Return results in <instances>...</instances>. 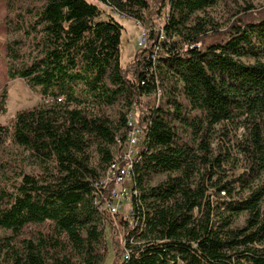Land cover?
Listing matches in <instances>:
<instances>
[{"label":"trees","instance_id":"trees-1","mask_svg":"<svg viewBox=\"0 0 264 264\" xmlns=\"http://www.w3.org/2000/svg\"><path fill=\"white\" fill-rule=\"evenodd\" d=\"M14 1L6 0L13 14L6 19L8 78L48 101L18 111L11 128L0 124V144L23 147L41 167L40 174L19 170L0 181V264L104 260L106 216L93 182L112 160L115 138L125 141L134 102L145 127L135 153V211L146 225L129 233L136 243L126 241L131 252L120 264H264V7H243L206 42L210 21L188 23L220 0H99L137 23L153 4L157 15L167 8L163 26L146 33L123 68V27L114 15L100 18L95 3ZM157 87L165 105L144 102ZM115 104L123 109L113 125L105 109ZM230 126L244 129L235 141L244 169L226 180L229 151L218 145L214 154L212 139H229ZM90 143L101 171L90 165ZM160 174L165 178L150 185ZM242 213L244 224L233 227ZM122 222L126 233L130 223Z\"/></svg>","mask_w":264,"mask_h":264},{"label":"rangeland","instance_id":"rangeland-1","mask_svg":"<svg viewBox=\"0 0 264 264\" xmlns=\"http://www.w3.org/2000/svg\"><path fill=\"white\" fill-rule=\"evenodd\" d=\"M95 3L100 10V18L104 19L107 15H113L112 11L102 4L99 0H88ZM39 0H15L14 5L25 6L27 4L38 3ZM251 5L255 8L264 7V0H220L214 6L208 7L202 11H197L188 25H192L196 17L203 18L207 23V38L206 42L212 39H218L219 35L214 34L213 30L223 31L228 24L235 18L238 11L243 7ZM157 4H153L151 10L145 11L144 19L136 24L131 17H118L114 14L115 18L122 25V33L119 44V61L121 67L125 68L132 64L135 53L140 49L137 44L138 36L142 30L146 33L151 29H160L166 19L167 8L164 7L157 15ZM12 10L8 7L6 0H0V124L11 128L15 115L20 110L29 109L37 104L44 103L48 100L41 97L38 93L31 90L22 79L14 78L9 79L7 75V66L5 58V43L12 37L6 29L7 16H12ZM162 40V38H160ZM131 76V72L128 73ZM5 91V94H3ZM180 98V96H178ZM181 99V98H180ZM144 102L153 104L152 96L144 97ZM165 98H162L159 104L165 105ZM123 108L120 104L107 107L105 109L106 115L109 117L113 125L118 123V113ZM217 129L221 125L216 126ZM230 137L227 139L222 135H214L212 139L213 153L218 152V145L222 148L228 149L229 158L222 163V168L226 173V180H231L241 173L244 169V160L236 148L235 141L241 139L244 135L242 126H230ZM262 129L264 135V116L262 118ZM121 148L125 149L126 146ZM118 147L113 144L111 151L113 154L118 152ZM88 153L90 154V165L98 167L99 155L96 150V145L90 143L88 146ZM22 170L29 174H40L41 167L37 161L29 154V152L21 146L13 144L10 140L0 144V181L6 182L11 178L15 172ZM165 175L160 174L154 176L150 181V185H155L163 180ZM259 181L264 179V171L258 178ZM257 181V180H256ZM128 205L123 204L120 207L118 214L106 217L105 223V246L107 247V255L104 260L98 264H118L120 260V252L123 247V226L122 218L128 216ZM245 214L235 216L232 226L240 227L244 224ZM108 222L112 223L109 224ZM47 225H31L24 230L23 236H33L37 230H46ZM1 233V232H0ZM101 247V246H100ZM102 249H99V252ZM74 264H81L80 260L75 256L73 257Z\"/></svg>","mask_w":264,"mask_h":264},{"label":"built area","instance_id":"built-area-1","mask_svg":"<svg viewBox=\"0 0 264 264\" xmlns=\"http://www.w3.org/2000/svg\"><path fill=\"white\" fill-rule=\"evenodd\" d=\"M109 9L110 7L107 6ZM113 15L121 17L116 11H112ZM136 24H138L136 22ZM162 36H160L161 38ZM146 42V31L142 30L138 36L137 44L140 48L144 47ZM156 48H158L155 45ZM148 55V54H146ZM152 96L154 106H158L160 100L163 98L162 90L157 87L155 91L148 95ZM146 97V96H145ZM135 102L132 104V109L126 113V139L122 142L121 138H115V145L118 147V152L113 154L112 160L106 165L102 171L100 178L93 182L95 203L98 202L99 197H103L100 204V209L104 212L106 217L118 214L120 207L123 204L128 205V216L122 219H127L130 223V229L126 230L123 235V247L120 252V260L118 264L122 263L124 259L128 258L131 250L126 246V241L130 244L136 243L134 233H131L136 227L137 233L145 228L143 213L141 215L135 211L138 203L140 204L139 189L134 182V165L138 161L135 156L137 148L143 142L144 125H142L138 118V113L135 108ZM126 146L125 149L121 148ZM122 226L123 222L121 221Z\"/></svg>","mask_w":264,"mask_h":264}]
</instances>
